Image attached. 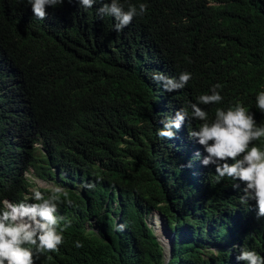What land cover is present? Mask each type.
Wrapping results in <instances>:
<instances>
[{"label":"trees","instance_id":"1","mask_svg":"<svg viewBox=\"0 0 264 264\" xmlns=\"http://www.w3.org/2000/svg\"><path fill=\"white\" fill-rule=\"evenodd\" d=\"M17 1L0 0V53L12 64L20 87L7 85L0 66V103L15 100L9 89L17 93L8 115L0 108V198L20 202L28 186L20 171L42 158L59 179L82 186L83 210L95 215L104 230L103 240L86 243L98 264H119L120 257L131 264L162 263L160 245L141 223L142 211L151 208L161 211L175 230L166 264H242L230 255L234 242L264 252V222L258 226L263 219L248 221L237 232L231 212H238L226 178L204 192L174 194L158 181V160H149L137 141L123 139H141L149 93L124 60L127 41L116 39L110 53L108 32L100 28V38L95 37L69 14L62 16L63 25L54 17L52 31H30ZM149 10L162 20L163 49L181 58L183 72L191 74L192 91L219 83L225 100L242 102L253 92L252 110L258 111L256 96L264 91V0H149ZM37 136L43 140V154L25 146ZM120 143L127 146L121 149ZM90 155L99 165L87 162ZM89 183L94 187H83ZM67 193L69 199L75 197L70 188ZM116 196L122 204L136 206L126 209L130 222L118 220L117 225H124L119 231L109 213L118 209L110 202ZM77 227L92 238L82 222ZM220 243L225 247L211 249Z\"/></svg>","mask_w":264,"mask_h":264},{"label":"clouds","instance_id":"2","mask_svg":"<svg viewBox=\"0 0 264 264\" xmlns=\"http://www.w3.org/2000/svg\"><path fill=\"white\" fill-rule=\"evenodd\" d=\"M17 3L23 11L24 25L30 31H52L53 18L57 17L63 25L62 16L69 14L80 20L82 30L95 37L100 38V28L108 32L110 53L116 50V39H125L124 60L132 73L140 75L149 93L141 116V139L136 135L123 136V139L137 141L149 160H158L155 166L158 181L167 183L174 194L189 190L204 192L214 182L226 178L238 212L230 209L237 222V232L248 221L264 220V91L256 96L258 111L252 110L253 92L247 102H242L225 100L219 83L192 91L188 82L191 74L183 72L181 58L167 54L162 47V20L150 12L149 0H18ZM0 66L7 85L20 91L16 72L2 53ZM7 93L15 99L0 103V108L8 115L17 93L14 89ZM25 146L36 153L38 150L45 153L40 136L25 141ZM126 146L120 143L121 149ZM90 156L87 162L99 165V160ZM30 170L42 181V189L30 191L34 185L25 175ZM57 174L42 158L34 167L27 163L20 171V176L28 183L20 202L0 198V264H37L39 258L41 264H98L86 243L93 238L103 240V226L97 225L95 215L84 212L86 195L82 186L59 179ZM83 187L94 185L89 183ZM68 188L75 195L73 199L68 198ZM112 199L113 206H118L114 214L112 210L109 212L113 226L119 219L130 222L126 209L135 210L136 206L122 204L117 196ZM190 204L188 200L185 206L188 208ZM142 212L141 223L150 229L160 245L161 264H166L171 256L175 230L168 226L165 215L158 209ZM152 212L156 213L148 223L145 217ZM136 219L138 221V217ZM263 220L258 223L259 228ZM79 222L92 238L82 235L77 227ZM156 222L164 231L162 237L156 233ZM123 228L124 225H117L118 231ZM186 230L185 225L180 234ZM232 246L234 250L230 255L242 264H264V256L259 255L264 252L242 249L243 245L238 242ZM222 247L225 246L220 243L211 249ZM115 248L118 250L117 246ZM118 261L131 264L124 257Z\"/></svg>","mask_w":264,"mask_h":264},{"label":"rangeland","instance_id":"3","mask_svg":"<svg viewBox=\"0 0 264 264\" xmlns=\"http://www.w3.org/2000/svg\"><path fill=\"white\" fill-rule=\"evenodd\" d=\"M26 177L33 183L34 187H30V191H33L34 189H42L43 188V183L41 180H39L37 177H34V174L30 171H28L26 174ZM43 191V190H42ZM157 212V211H156ZM156 212H152L151 214H149L148 216L145 217V220L150 223L151 219L153 218L154 214ZM162 223V219L160 220ZM159 224L161 226V224L158 222L155 223L154 228L156 229V225ZM164 224V223H163ZM159 234L160 237H162L164 235V231L162 230V228L160 227V229L156 232ZM166 238V236H164V239ZM165 242V241H164Z\"/></svg>","mask_w":264,"mask_h":264},{"label":"bare ground","instance_id":"4","mask_svg":"<svg viewBox=\"0 0 264 264\" xmlns=\"http://www.w3.org/2000/svg\"><path fill=\"white\" fill-rule=\"evenodd\" d=\"M160 237V236H159Z\"/></svg>","mask_w":264,"mask_h":264}]
</instances>
